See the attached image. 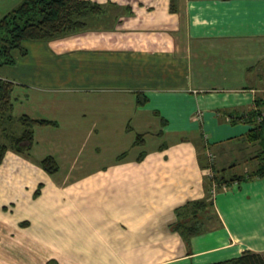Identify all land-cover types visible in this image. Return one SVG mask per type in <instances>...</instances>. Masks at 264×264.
<instances>
[{
	"label": "crops",
	"instance_id": "crops-1",
	"mask_svg": "<svg viewBox=\"0 0 264 264\" xmlns=\"http://www.w3.org/2000/svg\"><path fill=\"white\" fill-rule=\"evenodd\" d=\"M90 1L99 9L80 18L79 31L24 41L27 54L15 50V63L0 67L15 85L13 120L56 122L35 127L33 152L59 164L50 177L6 153L0 264H203L246 250L264 255V176L246 178L261 150L246 139V118L264 99V0ZM19 2L0 0V16ZM136 92L147 96L144 104ZM137 134L142 145L133 144ZM207 151L218 177H235L212 199ZM201 200L211 212L185 241L170 229L175 208Z\"/></svg>",
	"mask_w": 264,
	"mask_h": 264
},
{
	"label": "trees",
	"instance_id": "trees-1",
	"mask_svg": "<svg viewBox=\"0 0 264 264\" xmlns=\"http://www.w3.org/2000/svg\"><path fill=\"white\" fill-rule=\"evenodd\" d=\"M98 9V4L90 0H20L14 8L0 16V67L15 63V57L13 56L15 50L22 56L27 54L28 50L23 46L24 41H48L79 31L84 25L80 18L89 13H96ZM170 9L174 10L172 5ZM14 86L12 81L0 77V125L3 121L5 123L13 121L12 93ZM136 98L139 105L144 104L147 100V96L142 92H136ZM254 106L248 112L246 118V121L252 124V128L247 132L246 139L249 142L260 143L261 150L257 155L259 161L257 169L248 173L246 178L264 176V99L256 98ZM17 119L22 126L19 134H10L3 126L5 123H2L1 128L4 130L2 133L11 139L10 148L20 155H31L35 144L34 130L36 126L56 125L55 121L32 118L26 114H21ZM162 123L165 124L166 119L162 118ZM143 143V136L137 134L133 144L142 145ZM8 149V145L0 143V164L3 162ZM123 155L124 153L120 156ZM142 157L143 152L139 154L137 159L140 160ZM26 158L30 159L29 156ZM38 164L49 175L59 171V164L51 154L42 157ZM208 167L206 157L203 168L207 169ZM211 170L213 176H206V179L209 184V197L212 199L213 183L217 190L234 180L235 177L229 179L218 177L215 174L213 164ZM236 178L239 179V177ZM42 187L43 184L39 183L34 190L33 198L40 195ZM209 202L204 200L192 201L175 208L177 220L170 225V229L177 232L183 240L188 241L190 237L202 230L203 227L202 224L200 225L199 219L201 216L204 217L210 214L212 203ZM26 224L27 222L21 223V225ZM203 264H264V255L246 250L237 257Z\"/></svg>",
	"mask_w": 264,
	"mask_h": 264
},
{
	"label": "rangeland",
	"instance_id": "rangeland-1",
	"mask_svg": "<svg viewBox=\"0 0 264 264\" xmlns=\"http://www.w3.org/2000/svg\"><path fill=\"white\" fill-rule=\"evenodd\" d=\"M3 126H5V128L7 129V131L10 133V134H19L22 130V126L20 124V122L18 121L17 118H14V120L12 122H6L5 124H3ZM2 127V124L0 125V143H3V144H6L9 146V149H8V154H13L15 156H18V157H21V158H25L26 160H29L31 163L35 164L36 166H38L40 169L41 167L39 166L38 162L41 158H36L34 154L38 155V151H34L32 150L31 152V155H28V154H18L16 153L12 148H10L11 146V139L6 135H4L2 132H4L3 128ZM8 135V134H7ZM140 151V148H138V152ZM27 156H29L30 159L26 158ZM40 157H42V155H38ZM44 157V156H43ZM215 161V160H214ZM249 166L246 165V164H243V166L239 165L237 166L234 170L235 173H242L244 169H246V167ZM43 171V170H42ZM233 173V172H232ZM52 177V175L50 176ZM84 178V177H82ZM141 259V257H139V260Z\"/></svg>",
	"mask_w": 264,
	"mask_h": 264
},
{
	"label": "built area",
	"instance_id": "built-area-1",
	"mask_svg": "<svg viewBox=\"0 0 264 264\" xmlns=\"http://www.w3.org/2000/svg\"><path fill=\"white\" fill-rule=\"evenodd\" d=\"M201 112L200 111H197L196 112V115L198 118H201L200 116ZM264 114V113H263ZM261 119V118H260ZM206 157H207V161H208V164H209V167L207 168V175L209 177H212L213 176V172L211 170V165L214 163V155L210 152V151H207L206 152ZM215 191H216V186L215 184L213 183L212 185V195L215 194Z\"/></svg>",
	"mask_w": 264,
	"mask_h": 264
}]
</instances>
